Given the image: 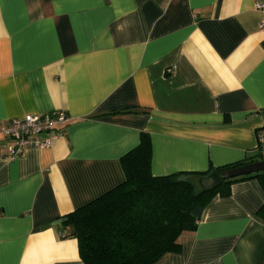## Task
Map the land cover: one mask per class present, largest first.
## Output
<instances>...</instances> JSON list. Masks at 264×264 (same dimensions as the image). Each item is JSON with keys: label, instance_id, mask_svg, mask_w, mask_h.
<instances>
[{"label": "crops", "instance_id": "crops-1", "mask_svg": "<svg viewBox=\"0 0 264 264\" xmlns=\"http://www.w3.org/2000/svg\"><path fill=\"white\" fill-rule=\"evenodd\" d=\"M258 2L0 0V128L26 114L70 117L50 147L14 158L0 132V264H84L54 221L124 180L120 157L140 132L153 175L257 154ZM263 203L258 178L233 182L153 264H264Z\"/></svg>", "mask_w": 264, "mask_h": 264}, {"label": "trees", "instance_id": "trees-1", "mask_svg": "<svg viewBox=\"0 0 264 264\" xmlns=\"http://www.w3.org/2000/svg\"><path fill=\"white\" fill-rule=\"evenodd\" d=\"M151 140L140 132L138 144L120 157L124 180L62 216L84 264H153L164 253L179 250L182 232L193 231L202 210L215 196H226L238 180L258 178L264 187V170L232 178H220L208 190L196 189L192 176L219 173L255 162V155L204 172L179 171L153 175ZM264 216V203L258 210Z\"/></svg>", "mask_w": 264, "mask_h": 264}, {"label": "built area", "instance_id": "built-area-1", "mask_svg": "<svg viewBox=\"0 0 264 264\" xmlns=\"http://www.w3.org/2000/svg\"><path fill=\"white\" fill-rule=\"evenodd\" d=\"M255 8L261 13L259 25L264 27V2L256 3ZM69 121L70 117L63 110L41 115L26 114L22 118L8 120L0 128L7 141L6 157L19 156L27 148L50 147ZM256 151L259 160L264 161V127L256 131Z\"/></svg>", "mask_w": 264, "mask_h": 264}, {"label": "water", "instance_id": "water-1", "mask_svg": "<svg viewBox=\"0 0 264 264\" xmlns=\"http://www.w3.org/2000/svg\"><path fill=\"white\" fill-rule=\"evenodd\" d=\"M264 170V161L259 160L252 163L240 165L231 169H227L216 173L215 171H210L203 175H196L191 178L196 189L198 190H208L219 184L220 178H232L241 175H248L252 173L261 172ZM65 218H60L54 221V224H61Z\"/></svg>", "mask_w": 264, "mask_h": 264}, {"label": "rangeland", "instance_id": "rangeland-1", "mask_svg": "<svg viewBox=\"0 0 264 264\" xmlns=\"http://www.w3.org/2000/svg\"><path fill=\"white\" fill-rule=\"evenodd\" d=\"M256 160H259V158H258V156H257V154L255 155V157H254Z\"/></svg>", "mask_w": 264, "mask_h": 264}]
</instances>
